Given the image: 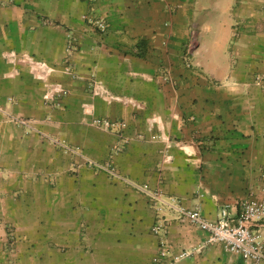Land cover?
Returning a JSON list of instances; mask_svg holds the SVG:
<instances>
[{
  "label": "crops",
  "instance_id": "crops-1",
  "mask_svg": "<svg viewBox=\"0 0 264 264\" xmlns=\"http://www.w3.org/2000/svg\"><path fill=\"white\" fill-rule=\"evenodd\" d=\"M263 68L264 0H1L0 264H153L158 252L148 198L47 137L211 220L264 201ZM97 118L126 122L123 149ZM173 217L170 247L193 252L178 264H245Z\"/></svg>",
  "mask_w": 264,
  "mask_h": 264
},
{
  "label": "built area",
  "instance_id": "built-area-1",
  "mask_svg": "<svg viewBox=\"0 0 264 264\" xmlns=\"http://www.w3.org/2000/svg\"><path fill=\"white\" fill-rule=\"evenodd\" d=\"M104 31L103 22H99ZM264 79V78H263ZM258 77V83L264 84V80ZM89 89L91 92L105 97L107 100L127 102L137 107H144V103L127 99L108 92L100 82L92 81ZM60 95L52 97V102L60 105ZM1 110V108H0ZM18 124L31 128L28 120L15 118ZM92 124L98 129L118 135L123 146L127 143L124 130L127 124L124 120H112L108 118L94 119ZM154 139L165 140L164 134L153 136ZM51 139V138H50ZM54 145L61 147L66 153L82 156L80 147H70L64 142L51 139ZM83 157V156H82ZM91 167H96L107 173L110 179L126 182L137 191L142 192L149 200L150 206L155 211L156 222L152 227V233L159 238V248L153 258V264H178L192 256L191 250L183 249L174 251L168 241V215H174L181 224H190L208 234L205 246L212 245L223 248L226 252L241 256L245 264H261L264 261V201L248 199L238 206L226 203L220 206L218 217L215 220L207 218L199 208L184 206L177 197H163L157 192L151 191L146 186L130 180L110 163H100L92 160L86 162ZM264 178V175H263Z\"/></svg>",
  "mask_w": 264,
  "mask_h": 264
},
{
  "label": "rangeland",
  "instance_id": "rangeland-1",
  "mask_svg": "<svg viewBox=\"0 0 264 264\" xmlns=\"http://www.w3.org/2000/svg\"><path fill=\"white\" fill-rule=\"evenodd\" d=\"M0 3H1V0H0ZM236 26H238V25H236ZM192 36H193V34H192ZM80 46L79 45H77L75 42H73L72 41V39H71V41L69 42V43H67L66 44V46H65V50H66V54H67V57H66V64H71V62H73V60H72V56L74 55V54H72L74 51H76V50H79L80 48H79ZM264 69V68H263ZM262 69V70H263ZM48 70H52V67L50 66V67H48ZM259 71V70H258ZM258 77H261L262 79L264 78V71H259V72H257L256 74H255V76H254V81H256V82H258ZM264 80V79H263ZM57 95H60L61 97L63 96L62 95V92H60V90H58L57 91ZM61 100V99H60ZM3 115L5 116V120H7L8 122H13V123H15V124H17L18 126H20V127H23V128H27L29 131H31L32 129V125H31V121H30V119H27V118H23V117H19V119H26V120H28V124L30 125V127L31 128H28V127H25V126H22V125H20V124H18L17 123V121H15V117L13 116V115H11L10 113H7V112H5V113H3ZM17 118V117H16ZM91 125V124H90ZM47 140H49L51 143H52V141H51V139H50V137H47ZM66 144V143H65ZM79 147V146H78ZM81 149V148H80ZM76 156V155H75ZM78 156V155H77ZM84 156V155H83ZM84 158L85 157H79L78 156V159H80V161L82 162V166H83V164L85 163V164H87L86 162L88 161H85L84 160ZM108 162V161H107ZM107 162H100V163H107ZM111 164H112V162L111 161H109ZM76 165H75V167L77 168L78 167V163L76 162L75 163ZM84 164V165H85ZM125 176V175H124ZM127 177V176H126ZM174 218V217H173ZM174 220H175V218H174ZM3 223L4 224H6L7 222H6V220H2L1 218H0V226L1 225H3Z\"/></svg>",
  "mask_w": 264,
  "mask_h": 264
}]
</instances>
